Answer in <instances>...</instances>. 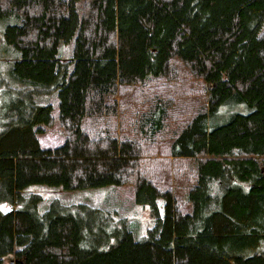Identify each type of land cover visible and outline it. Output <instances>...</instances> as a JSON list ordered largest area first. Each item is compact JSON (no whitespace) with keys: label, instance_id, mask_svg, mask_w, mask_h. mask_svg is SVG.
Masks as SVG:
<instances>
[{"label":"trees","instance_id":"obj_1","mask_svg":"<svg viewBox=\"0 0 264 264\" xmlns=\"http://www.w3.org/2000/svg\"><path fill=\"white\" fill-rule=\"evenodd\" d=\"M0 3V18L17 19L4 31L21 54L13 71L32 83L0 130V264H264V0ZM181 66L203 80L204 103L174 105L159 86L183 79ZM54 91L68 135L44 147L53 106L36 97ZM175 124L170 156L193 162L179 190L149 158ZM33 184L131 185L155 214L164 199L165 213L137 240L99 207L54 201L40 213L42 195L24 194Z\"/></svg>","mask_w":264,"mask_h":264},{"label":"rangeland","instance_id":"obj_2","mask_svg":"<svg viewBox=\"0 0 264 264\" xmlns=\"http://www.w3.org/2000/svg\"><path fill=\"white\" fill-rule=\"evenodd\" d=\"M15 22H17L15 16L0 18V130L4 128L8 119L4 114H7L12 104L16 101L19 90L23 89L26 85L32 86L30 81L22 79L14 73V63L21 58V54L14 46L8 44L4 38L6 27ZM262 31H264V24L262 26ZM73 48L74 38L69 41H61L59 57L69 61L72 59ZM176 65L178 66V64ZM70 67L72 68V63ZM181 68L180 74L183 79L178 82H163L159 84V86H164L166 90H170L175 94L173 96L174 105H180L181 100L183 103L191 102L187 105L189 108L204 103L207 94L203 91L205 86L203 80H199L195 75L188 76L185 68L183 66H181ZM171 84H176L177 87H172ZM189 88L193 90V95H189ZM148 89L147 87L144 91H138L136 99L139 100V95L145 94ZM119 94L121 97L119 95L117 96V103L119 108L118 123L120 125L121 116L131 113L127 107H123L121 102L127 101L130 96L135 94L130 90H126L124 93ZM36 101L41 105L51 104L54 114L52 123L47 126L46 131L40 135L41 145L44 147L60 145L68 135V130L66 125L62 123L59 118V98L57 91L39 95L36 97ZM234 110L233 108L228 111L229 114H232ZM180 118L176 117L173 118V120ZM175 127H178V124L173 125V127L166 132H164V130L160 134L162 138L159 142L158 153L155 156H149V158H154V167L151 170L152 174L154 176L159 173L167 174L168 178L165 184L172 185L176 190H179L184 188L193 162L188 159H180L177 161L170 156L169 147L173 140ZM177 169H179V171H176ZM174 171L175 173L173 174ZM31 192L39 193L43 197L38 204V211L40 213H44L54 201H59L61 204L71 207L81 204L99 207L111 212L112 216H114V221L120 222L124 220L127 228L133 232L137 240L147 237L150 230L156 225L158 217L164 216L165 213L164 199H158L159 213L155 214L149 204H142L136 201L134 188L131 185H106L88 187L85 189L66 190L62 187L50 186L47 184H33L26 188L24 194H29ZM113 241H115V239L111 242ZM107 246L108 244L103 247L106 248ZM4 264H10V258H5Z\"/></svg>","mask_w":264,"mask_h":264}]
</instances>
